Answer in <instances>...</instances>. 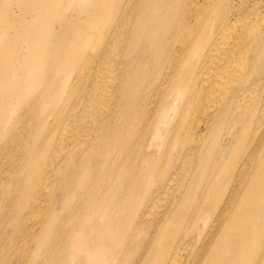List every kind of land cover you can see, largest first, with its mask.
Returning <instances> with one entry per match:
<instances>
[{
    "label": "bare ground",
    "instance_id": "bare-ground-1",
    "mask_svg": "<svg viewBox=\"0 0 264 264\" xmlns=\"http://www.w3.org/2000/svg\"><path fill=\"white\" fill-rule=\"evenodd\" d=\"M0 264H264V0H0Z\"/></svg>",
    "mask_w": 264,
    "mask_h": 264
},
{
    "label": "rangeland",
    "instance_id": "rangeland-1",
    "mask_svg": "<svg viewBox=\"0 0 264 264\" xmlns=\"http://www.w3.org/2000/svg\"><path fill=\"white\" fill-rule=\"evenodd\" d=\"M204 110H202L201 112H203ZM205 114H202V113H200V115H199V118H201V119H203V117H201V116H204ZM189 124L190 125H194V126H197L198 125V122H197V120L196 121H193V119L191 118L190 120H189ZM167 196H166V194L165 195H163V196H161L160 198H158L157 200H156V202L154 203V206H153V208H152V212H162L165 208V203H167Z\"/></svg>",
    "mask_w": 264,
    "mask_h": 264
}]
</instances>
